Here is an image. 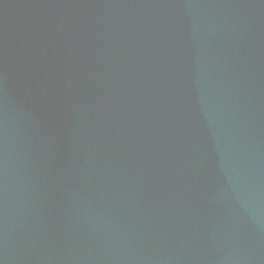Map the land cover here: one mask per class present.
Segmentation results:
<instances>
[{"label":"water","instance_id":"water-1","mask_svg":"<svg viewBox=\"0 0 264 264\" xmlns=\"http://www.w3.org/2000/svg\"><path fill=\"white\" fill-rule=\"evenodd\" d=\"M0 264H264V0H0Z\"/></svg>","mask_w":264,"mask_h":264}]
</instances>
